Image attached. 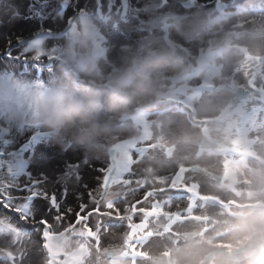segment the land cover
Instances as JSON below:
<instances>
[{
	"label": "rangeland",
	"instance_id": "rangeland-1",
	"mask_svg": "<svg viewBox=\"0 0 264 264\" xmlns=\"http://www.w3.org/2000/svg\"><path fill=\"white\" fill-rule=\"evenodd\" d=\"M184 2L181 4L183 7L178 9L159 8L154 15L149 11L142 12L140 16L137 12L144 9L138 7V0H0V100L4 104L0 107V243L7 245L12 241L10 234H15L19 245L29 248L26 249L28 254L35 252L38 259L42 258L40 264H66L64 256L77 253L82 245L105 253L107 250L99 244L82 243L81 235L74 230L76 227L80 229L82 223L86 224V235L92 242L95 236L93 230H97L110 241V247L115 253L127 247L128 250L122 252L126 255H114V261H119L118 264H152L155 263L154 255L147 247V243L151 241L161 243L155 249L161 251L169 240L174 239L171 243L176 244L178 250L189 254H193L200 244L203 254L204 249L213 248L225 239L230 227L210 224L208 221L211 218L205 219L202 209L208 206L207 202L214 205L217 202L203 200L205 196L202 193L205 189L202 190L198 183L193 185L192 182H185L184 187H181L160 181L161 185L156 183L152 187L138 181L136 171L130 168V171L126 170L121 176L118 183L122 184L113 185L114 191L106 196V202L97 206L88 203L78 208L69 205L70 211L60 210V205L55 204L53 196H58V189L51 187V183L57 184L59 180L70 182L87 171L90 174L94 172L93 169H106V165L100 164L94 156L99 154L103 160L107 159L109 124H112L113 130L118 131L119 126L123 127L125 124L148 123L149 129L153 128L151 133L153 132L152 138L156 139L154 143L158 145L160 140L169 147L168 160L176 163L177 167L185 164L190 148L195 147L200 135L208 131L206 126L211 119L203 114L202 109L206 99L210 100L213 98L212 94H218L216 83L208 80L192 83L201 74L194 72L192 68L182 73L180 55L166 53L155 54L160 59L155 56L153 58L157 60H150L148 65L142 57L146 64L141 69L154 65V69L146 70L154 72L156 65L163 63L162 70H166L172 77L182 73L180 79L175 78L178 83L167 80L162 84L150 77L137 79L140 74L132 72L129 69L131 67L128 68L126 64L127 61L130 64L136 60L133 55L137 51L134 49L137 44L131 41L132 38H121V23H128L129 26L132 24L134 29L143 27L142 30H145L149 21L160 25L164 18L169 17L164 29L153 26L150 31L155 32L161 41L176 40L183 43L186 39L179 34L183 25L194 28L197 34L199 23L206 17L201 19L203 15L198 14L199 0H189L186 5ZM223 3L224 10L211 7V19L221 29L225 26L233 29L230 32L235 33L233 35L236 38L221 45L217 54H224V57L246 55L245 46L239 41L244 30L239 28L245 17H253L259 13L264 19V0H224ZM238 15L243 17L235 20ZM261 26L264 28V23L248 25L247 38L257 35ZM143 32L141 36H148L149 31ZM152 32L151 36H154ZM195 34L193 36L197 37ZM121 39L127 40V43ZM246 41L249 40L245 39L243 44ZM124 47L130 50L128 60L115 54L123 52ZM214 63L216 64L215 61ZM30 87H35L33 89L37 90L40 100L42 91L44 94H51L53 104L63 113L61 117L51 119L48 117L50 115H45L43 107L38 104L30 105L29 98L24 97L32 91ZM150 91L153 94L160 91L157 93L160 98L152 97ZM36 106L41 113L34 122L43 121L42 125L34 126L37 129L34 133H30L27 126L22 127L23 129L20 127L22 131H18L21 129L17 130L12 123L13 119L24 114L31 116L37 110ZM96 110L100 114L107 112L117 116L116 121L110 123L106 119L109 123L100 126V114L95 115L97 119L92 115L97 113ZM175 120L178 122L176 127L170 126ZM92 127L94 128L90 130ZM166 127L168 131L163 133V128ZM201 141L204 142L203 139ZM89 151L92 156L88 159ZM134 154L136 160L137 152ZM19 163H22L21 168ZM149 183L152 184V181ZM65 185L59 187L62 196L71 194L69 187ZM243 199L242 197L240 202L232 206L237 214L231 213L230 216L239 218L248 212L241 214L239 211L245 209V204H250H244ZM220 205L226 211L230 210L228 202L220 200ZM240 225L242 230L246 228L245 222ZM135 227H142L144 234L148 236L143 234L140 239L130 233ZM102 235L99 237L101 240ZM230 235L232 236L231 231ZM126 241L131 244L139 243L130 249ZM62 243L66 245L63 247ZM50 248L59 250L61 257H56V261L51 256ZM23 252L24 249L19 252L15 247L0 248V264H25L24 258L20 260L19 257H23ZM119 255L121 259L117 260ZM177 256L181 260L186 257L184 254ZM161 257H165L163 260L167 261L166 254L163 253ZM214 259L212 258L211 264H218L217 258ZM27 262L32 264L29 259ZM69 262L80 264L73 258ZM257 264L261 263L257 260Z\"/></svg>",
	"mask_w": 264,
	"mask_h": 264
},
{
	"label": "bare ground",
	"instance_id": "bare-ground-1",
	"mask_svg": "<svg viewBox=\"0 0 264 264\" xmlns=\"http://www.w3.org/2000/svg\"><path fill=\"white\" fill-rule=\"evenodd\" d=\"M181 1L182 0H138V7H140L141 10L142 8L144 10L137 13H139L141 16L142 12L152 11L154 15L155 13H157V10L159 8L169 9V7H175L178 9L180 8V6L183 7L181 4L184 1V4L186 5L189 0H183L182 2ZM199 1L200 7L198 9V14L203 15L202 17H200L201 19L204 16L206 17H204V19H202V22L199 23V31L197 34H195L194 28H188L187 26L183 25L182 31L179 33L182 38L186 39L183 43H178L176 40L168 42L161 41L155 32L150 31V28H152L153 26H157L159 27V29H164L163 27L166 26L165 22H167L166 19H169V17L164 18L161 21L160 25H156L154 22L152 23L151 21H149L147 23V27H144L146 28L145 30H142L143 27H137V29H134L133 27H131L133 26L132 24L131 26H129L128 23H121V32L123 31V35H121V38H132L133 40L131 41H135L134 43L137 44V47L134 48L137 49V51L134 52L133 55L136 60H134V58H131L134 61L130 64L127 63V57L130 50L125 47L122 48L123 52L115 53L118 57L121 58L122 56L124 59H127L126 64L128 68L131 67L129 69L133 70L132 72L140 74V76H137V79L141 77H150L153 78L154 81L157 80L162 84L167 80L176 82L175 78L180 79V75L183 72L190 71L192 68L194 72L201 74L197 75L192 83H197L200 80H208L209 82L216 83L218 94H212L213 98L210 100L206 99V101H204L205 105L202 109L204 110L203 114H205V116L207 117H210L211 119L209 120V124L206 126V129H208V131L200 135V138H198L199 143H197L195 147L190 148L191 152L187 157L185 164L177 167L176 163L168 160L167 149L169 147H167L166 144L162 143L160 140L158 142V145L154 143L156 139L152 138L153 132L151 133V130L153 131V128H151L150 130L148 127V123L142 125L125 124L123 127L119 126L118 131L113 130L114 128H112V124H109L111 126L109 134L107 135V141L109 145L107 159L103 160L102 155L99 154L94 156V158H96L100 162V164L106 165V169H104L103 171H97L93 169L92 171L94 172H91L90 174H88L87 171L86 174L81 175V177H77L75 180L70 182H62L61 180H59L57 184L51 183V187L55 188L56 190L58 189V196H53V198L55 200V204H57V206L60 205V210L64 209V211H70V209L68 208L69 205L77 208L83 207L86 204L88 205V203L96 206L100 205L101 202H106V196L113 190V185L122 184L118 182L119 180H121L120 178L126 172V170H129L130 168H133L136 171L138 175V181L140 180L142 183H145L148 186L152 187H154L153 185H155L156 183V185H158L160 181L167 182V185L174 184L181 187L185 185V182H188V184L192 182L193 185L194 183H198V186L200 184L202 190L203 188L205 189V191L202 193L205 196L203 200H214L217 202L216 205L210 204L212 202H207V205L209 207L203 206L205 209L201 208L202 210H204V212L202 213L206 215L205 219L211 218L208 221L210 224H219L220 226H223V228H228V226L230 227L227 233H224L226 235L225 239L222 240L219 245L213 248L204 249L202 247V249L205 250L203 254L201 248H199L201 247L199 246L200 244L197 245L198 247L195 249L193 254H189V252L178 250L175 246L176 244L173 245L174 243H171L174 242V239L169 240L164 249L161 251L155 250L161 243H159L158 241H151L147 243V247L155 257H153L155 263L152 264H211L212 258H217L218 264H257V260L259 261V263L264 264V28L261 26L260 29L257 30L258 32H260L250 39L247 38L248 32L246 30L248 25L252 24V26H255L256 24L264 23V19L263 17H260L259 13L254 14L253 17H245L242 24L240 23L241 28H239V30L243 29L244 34L241 36L239 41L242 45L245 46L246 55L242 54L243 56H241V54H235V57H224V54L218 55L217 50L221 45H225L227 44V42H230V40H232L231 38L234 37L233 34L235 33L230 32L233 31V29L230 30L229 27L226 26L225 28L222 27V29L219 28L217 23H215L214 20L211 19L213 10L210 11V9H212L211 7H213V9L215 8L216 10L218 8L223 9L225 7L223 3L224 0ZM235 15H237V13ZM242 17L243 15H238L235 20H238ZM236 30L238 31V29ZM143 31H149L148 36H141ZM151 32L154 36H151ZM193 34L197 35V37H194ZM96 36L98 37V33ZM169 37L172 36L169 35ZM234 38H236V35ZM138 39H140V41ZM245 39L249 41H246V43L243 44ZM121 41L127 43V40L121 39ZM118 49H120V47ZM161 53H166L169 55L174 54L178 56L180 55V61H182L181 63L183 68L180 75L175 74L173 75L174 77H172L166 72V70H162L163 63H158L154 72H146V70L149 71L150 69H154V65L152 67L151 65H149L148 67L144 66V69H141V67L146 64L145 61H147L148 65L150 60L154 59L155 56L156 58H158L155 54ZM142 57L145 61H142ZM208 59H211L212 63L210 62V60L208 62ZM163 60L161 61L165 62ZM213 60L216 62V64ZM207 63H209V65ZM150 64H152V61ZM12 84L14 85L15 81ZM30 88L32 89V91L29 92L30 94L24 95V97L29 98L30 105H40L41 108L43 107L45 109L43 110L46 112L45 115H50L48 117H50L51 119H57L61 117L63 113L62 111H60V108H56L53 104L54 100L51 94L47 95L48 93L44 94V92L42 91V100H40V98H38L39 94L37 90L33 89L35 87ZM167 90H165V93L167 92ZM158 92L160 91H157V93ZM157 93L153 94V92L150 91L152 97L160 98L157 97L159 94ZM11 97H14V95ZM3 105L4 104L0 100V107L2 108ZM95 112L97 113H93L92 115H94V118L97 119L98 117H96L95 115L100 114V111L96 110ZM40 113L41 110L37 107V110H35L31 116H29L28 114H24L21 117H15L12 123L16 126L17 130L21 129L24 126H27L30 130L29 132L34 133V131H37L35 127L42 125L43 122H34V119L38 118ZM103 113L105 114H100L99 116V118L101 119V121H98L101 123L100 126L109 123L106 121V119H109L108 121H110V123L116 121L115 118L117 116H113V114L109 115L107 112ZM177 124L178 122L177 120H175V123H171L170 126L176 127ZM93 128L94 127H92L90 130H92ZM170 128L172 129V127ZM22 129L18 131H22ZM163 129V133L168 131L167 127ZM171 129H169V131ZM71 132L73 133V131ZM156 137L159 138L158 135ZM202 139L204 142L201 141ZM148 142H152V144H148ZM135 152H137L136 160L134 154ZM90 156H92V154H90L89 151L88 159ZM19 164L18 166L21 168L22 163ZM207 166L209 168H207ZM150 181H152V184L149 183ZM65 184H67V186L69 187L71 194H64L65 196H62L60 192L61 189L59 190V187H62L61 185ZM242 197L244 198V204H250H245V209L243 210L242 208V210L239 211L241 214L244 211L248 212L243 214V216L239 218L230 216L231 213L236 212L232 209V206L237 202H240V199H242ZM220 200H224L229 203V211H226L223 208L224 206L220 205ZM201 201L199 200L200 203ZM197 219L199 221V218ZM241 222L246 223V228L244 230H242L243 228H241ZM84 225L86 224L81 223V227L83 229L81 227L80 229L77 227L74 229L76 232L78 231L79 235H81L80 240L82 241V243L87 244L88 242H91L94 244H99L100 247L106 249L107 251L105 253H100L97 249L91 246L87 247V245H85V247L80 242L82 248H80L77 253L71 254L70 252L71 255L67 256L65 255L67 253L64 254L66 264H70L69 261L72 258L74 260H77V262H79L80 264H118L119 261H114L116 260V257H114V255H117L119 253L124 255L125 253L122 252L127 251V247L124 248V250L121 249V252L115 253V250L113 251L110 247V241L102 234L98 233L97 230L96 232L95 230H93L95 236L92 242V239L87 236L88 234ZM215 227L217 229V225ZM230 231L232 233V236L230 235ZM130 233H133L135 236L141 239V235L144 234V230L142 227H135V229H132ZM100 235H102V240L99 238ZM212 235L213 234L211 233V236ZM10 236L12 238V241L10 240L11 242H8L7 245L4 243H0V248L15 247V250H19V252L20 250L24 249L23 253H25L26 255L24 254L23 257L19 255L20 260L24 258L25 264H29V262H27L28 259L32 264H40L42 258L38 259V256L35 255V252L33 254H28L26 249L29 248L20 246V243L17 241V237L15 234H10ZM211 236H209V238ZM132 238L135 239V237ZM55 240L56 239H54V241ZM30 243H32V241H30ZM136 243L139 242H134L133 244L127 242L130 249L134 248ZM192 244L195 245L197 243ZM65 245L66 244H63V247ZM54 248H50V253L56 261V257L60 256V253L58 252L59 250L56 251L57 249L55 250ZM262 252L263 255L260 256ZM13 253L11 252V254ZM163 253L166 254L167 261L163 260L165 259V257L162 259L161 255ZM177 254H184L186 255V257L181 260L177 256ZM13 255H15V253ZM120 259L121 255L117 257V260Z\"/></svg>",
	"mask_w": 264,
	"mask_h": 264
}]
</instances>
